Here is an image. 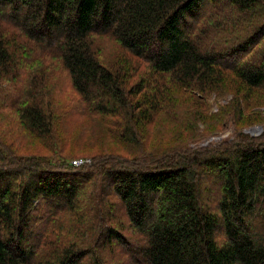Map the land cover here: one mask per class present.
<instances>
[{
	"label": "trees",
	"instance_id": "obj_1",
	"mask_svg": "<svg viewBox=\"0 0 264 264\" xmlns=\"http://www.w3.org/2000/svg\"><path fill=\"white\" fill-rule=\"evenodd\" d=\"M222 4L228 7L218 9ZM230 8L241 17L230 13V20L212 24ZM242 16L248 18L246 40L221 48L223 30L244 22ZM8 29L14 30L9 37ZM104 35L149 63L159 80L133 84L125 72L103 65L92 39ZM21 39L56 52L90 113L125 117L123 132L133 142L160 115L165 78L217 99L245 92L253 98L264 90V0H0V82L22 73ZM30 99L18 117L31 132L47 136L55 120L44 100ZM195 118L193 129L209 117ZM243 138L198 151L189 142L144 170L100 165L99 176L73 166L34 168L17 158L9 166L7 153H14L0 135V264H107L95 256L105 238L133 264H264V134ZM101 175L144 247L135 248L120 224L99 225L93 194L92 208L85 209L93 178ZM208 179L218 193L215 200L205 198L201 188ZM67 215L74 217L72 227L63 222ZM85 227L97 234L87 241L96 244L90 249L75 239L76 229Z\"/></svg>",
	"mask_w": 264,
	"mask_h": 264
},
{
	"label": "rangeland",
	"instance_id": "obj_2",
	"mask_svg": "<svg viewBox=\"0 0 264 264\" xmlns=\"http://www.w3.org/2000/svg\"><path fill=\"white\" fill-rule=\"evenodd\" d=\"M224 6L228 7L227 4H222L218 9ZM230 13L241 17L230 8L223 14L218 13L219 16L212 24L230 20ZM242 17L244 22L234 27L230 25L223 30L219 38L221 48L230 50L246 40L248 18ZM202 30H208L206 25L202 26ZM12 34L14 30L8 29L7 37ZM21 40L24 48L18 52L21 61L17 69L22 73L20 76L18 74V77L11 74L10 79L0 82V135L9 145L8 149L14 153H7L9 166L11 163H18V160H15L17 158L24 162L31 161L28 165L34 168L39 166L40 169L67 171L73 166L74 169L82 168L85 174L91 172L100 176V165L107 169L115 164L141 170L154 167L158 161L171 157L172 153L189 142L192 151L219 149L243 141L244 135L260 139L264 134V90L256 92L253 98L250 95L251 99L246 97V92L240 98L231 95L217 99L215 96L210 98L208 93L178 88L168 77L165 82L161 81L168 85V89L164 90L167 96L163 99L160 115L147 127L143 138L142 134L138 136L140 142H133L130 139L134 137L129 136L126 131L123 132L125 117H104L90 113L92 107L74 88L71 77L56 52L47 51L36 43H26L25 39ZM92 42L99 61L113 71L125 72L129 82L135 84L145 81L148 84L151 80H159L153 75L150 64L127 53L118 39L104 35L94 37ZM202 95L205 102L199 98ZM30 97L44 100L48 115H52L55 120L52 131L47 136H38L31 132L24 118L21 115L18 117L20 107L24 103L26 105L32 102ZM238 99L239 104L236 101ZM196 113L209 118L207 124H200L198 128L193 129L198 123ZM194 135H198L196 141H187ZM184 141L186 142L179 147L176 146ZM101 176L100 179L93 178L91 195L88 192L85 196V209L92 208L93 202H90V198L93 194L92 198L99 199V211L96 214L99 217V225H103V222L116 226L120 224L125 229L127 239L132 238L130 239L135 248L144 247L141 236H132L130 225L117 199L109 192L112 189L107 187L105 177ZM210 179L202 183L201 188L205 198L215 200L218 193L215 192ZM73 221L74 217L70 215L63 219L69 226ZM76 230L78 231L75 232V239L80 241L79 247L84 243L85 249L96 246L88 245L87 241L95 238L97 234L90 232L87 227ZM96 255L107 264H133L132 259L124 256L115 243L110 248L106 238L98 243ZM88 262L92 263L89 260Z\"/></svg>",
	"mask_w": 264,
	"mask_h": 264
}]
</instances>
